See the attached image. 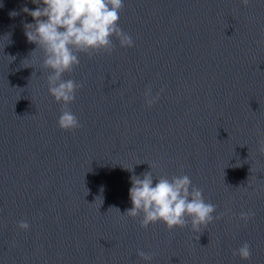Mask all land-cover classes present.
Returning a JSON list of instances; mask_svg holds the SVG:
<instances>
[{
	"label": "water",
	"instance_id": "water-1",
	"mask_svg": "<svg viewBox=\"0 0 264 264\" xmlns=\"http://www.w3.org/2000/svg\"><path fill=\"white\" fill-rule=\"evenodd\" d=\"M25 5L0 6V264H264V0H124L134 47L78 54L71 130ZM150 165L189 175L219 218L170 230L125 214Z\"/></svg>",
	"mask_w": 264,
	"mask_h": 264
},
{
	"label": "clouds",
	"instance_id": "clouds-1",
	"mask_svg": "<svg viewBox=\"0 0 264 264\" xmlns=\"http://www.w3.org/2000/svg\"><path fill=\"white\" fill-rule=\"evenodd\" d=\"M32 2L38 5L35 9H29L26 5L22 9L34 20V23H24V34L30 43L37 45L32 53L38 49L44 53L43 65L49 73L48 91L64 106L58 118L59 127L75 129L79 127V120L68 105L75 101L76 91L82 84L74 79H65V74L79 66V53L110 51L114 47L113 38L119 40L121 47H134L132 37L119 26L124 0ZM9 15L15 17L18 13L12 11ZM145 98L149 107L159 100V96H153L150 87L145 92ZM150 169L140 176H131L129 196L132 207L125 213L132 217L142 214V227L162 222L168 229L174 230L185 227L190 219L192 228L198 230L219 218L216 206L205 199L203 191L193 184L189 175L156 177L151 165ZM254 215L251 210L242 212L241 220L247 223ZM18 226L22 230L30 229V224L24 220ZM138 255L145 261L150 260L143 250ZM233 255L248 260L251 246L244 242L233 250Z\"/></svg>",
	"mask_w": 264,
	"mask_h": 264
}]
</instances>
